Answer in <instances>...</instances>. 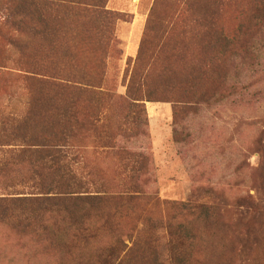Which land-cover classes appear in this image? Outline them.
Listing matches in <instances>:
<instances>
[{
  "label": "rangeland",
  "instance_id": "1",
  "mask_svg": "<svg viewBox=\"0 0 264 264\" xmlns=\"http://www.w3.org/2000/svg\"><path fill=\"white\" fill-rule=\"evenodd\" d=\"M254 3L0 0V115L39 117L0 129V158L65 130L77 191L95 197L0 209V264H264V26L240 39L246 57L215 39ZM188 94L200 101L174 117ZM28 158L9 160L0 195L36 193ZM187 202L209 211L192 219ZM66 213L89 237H70Z\"/></svg>",
  "mask_w": 264,
  "mask_h": 264
},
{
  "label": "trees",
  "instance_id": "2",
  "mask_svg": "<svg viewBox=\"0 0 264 264\" xmlns=\"http://www.w3.org/2000/svg\"><path fill=\"white\" fill-rule=\"evenodd\" d=\"M264 26V0H255V3L251 7L250 14L244 20H241L233 32V37H228L224 32L219 31L216 33V42L220 43L223 47V52L231 53V56H235L234 54H241L246 57L249 52V46L243 42H240V39L243 37L250 36L251 33L258 32ZM230 48V50H228ZM224 54V53H223ZM30 80V79H29ZM48 80V79H47ZM55 79H49L51 81L50 89L52 91L56 90L58 86L54 83ZM32 81V80H31ZM42 85V83H39ZM63 87L60 89L62 92H71L75 91L72 89L73 87H87L83 86L79 83H72L68 81L63 82ZM200 97H195L194 95L188 94L187 96L179 99L177 101L171 102L173 105V116L175 117L179 112H186L187 108H191L196 102H199ZM57 110H50V113L54 114ZM24 117L23 120H21ZM21 117H4L0 115V129L5 128L7 125L10 126L9 135H13L16 138V134L14 132L13 125L18 124L19 120L22 121L20 125L28 124L25 119L27 118H39L38 115H31L29 113L21 116ZM19 119V120H18ZM66 120V128L69 127V123L73 121V116L71 114L70 109H68L67 113L61 114V120ZM19 125V126H20ZM18 126V127H19ZM1 132V131H0ZM61 140H63L62 144L59 143H49L47 138H39L40 143H30L31 140H25V145L20 147H12L11 150L7 151L5 155L8 157L0 158V172H8L12 165L10 164L12 161H22L19 164H13L18 166L23 164V161L30 162L28 156L34 153L37 156L36 161H32L33 163H29V177L34 183V187L36 188V193L32 194H23V193H14L8 194L5 193L0 195V209L6 210L12 206H30L35 205L37 209H50L54 207H60L62 205H69L70 208H74L76 204L79 203H87L93 201L95 197H91L88 193H78L77 190H80V181L76 177L72 169V159L70 157L71 152L73 151V147L70 145V141L72 136L67 135L65 130L62 131ZM10 147V146H3ZM2 147V148H3ZM23 156V158H22ZM22 158V159H21ZM25 158V159H24ZM33 173V174H32ZM48 174V175H47ZM55 177L49 184L43 183V180L47 177ZM136 190L133 186L128 188L123 196L131 195L130 191ZM133 194H138L134 193ZM83 195L85 197H83ZM253 205H247L248 210H254ZM181 211L185 213L192 219L199 218L202 212L209 211V208L205 206L202 208L200 205H191V202H187L181 206ZM66 217L61 218V222L64 225H67L68 228L73 226L78 227V231H73L70 236L74 240H78L79 237L87 238L90 235L89 228L86 227V220H75V218L70 217L67 213ZM184 225L181 224L177 227V232L181 233L183 231ZM45 232V229H44ZM114 255L111 254L107 256V261L105 264H113L112 260L114 259ZM105 258V257H104ZM110 259V260H109ZM157 264H163L159 257H157Z\"/></svg>",
  "mask_w": 264,
  "mask_h": 264
}]
</instances>
